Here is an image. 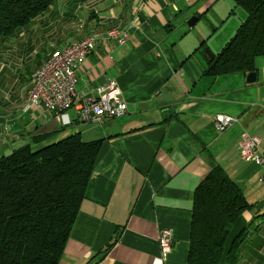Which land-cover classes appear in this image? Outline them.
<instances>
[{"label": "crops", "instance_id": "crops-1", "mask_svg": "<svg viewBox=\"0 0 264 264\" xmlns=\"http://www.w3.org/2000/svg\"><path fill=\"white\" fill-rule=\"evenodd\" d=\"M233 6V0H57L13 37L0 38V160L39 136L58 141L79 133L86 143L102 141L59 264H187L194 193L216 168L260 214L241 215L219 264L252 223L238 264H264L263 169L243 161L239 149L243 134L254 136L264 156V56L255 60L254 83L247 82L250 73L206 74L211 61L204 51L215 58L247 18ZM112 28L133 30L130 41L107 39ZM92 33L100 40L79 71L78 94L114 80L127 114L87 125L76 102L67 113L71 125L61 127L42 108L27 109L34 70L54 50ZM216 115L236 122L220 133ZM161 230L172 231L168 254L159 245Z\"/></svg>", "mask_w": 264, "mask_h": 264}, {"label": "trees", "instance_id": "trees-1", "mask_svg": "<svg viewBox=\"0 0 264 264\" xmlns=\"http://www.w3.org/2000/svg\"><path fill=\"white\" fill-rule=\"evenodd\" d=\"M56 1L0 0V38L10 39ZM233 2L247 18L207 66L212 77L252 73L256 58L264 56V0ZM52 136L33 138L0 160V264H59L64 255L102 141L86 143L79 133L58 141ZM245 212L260 215L223 169L209 173L194 193L187 264H219ZM252 225L235 239L226 264H238Z\"/></svg>", "mask_w": 264, "mask_h": 264}, {"label": "built area", "instance_id": "built-area-1", "mask_svg": "<svg viewBox=\"0 0 264 264\" xmlns=\"http://www.w3.org/2000/svg\"><path fill=\"white\" fill-rule=\"evenodd\" d=\"M131 31L133 30L113 28L107 32V38L124 45L130 41L133 35ZM99 40V34L95 33L63 50L54 51L32 74V89L28 95L26 108H42L57 117L61 127L71 125L67 113L76 102H79L77 115L83 124L90 125L102 120L123 118L128 112V106L120 97L121 92L116 81H108L87 96L78 94L79 71L88 56L96 50ZM235 122L236 119L232 117L216 115L214 125L218 132L223 133ZM239 149L243 161L263 169L259 180L264 184V156L260 152L259 139L243 134ZM158 241L162 252L168 254L174 242L172 231L161 230Z\"/></svg>", "mask_w": 264, "mask_h": 264}, {"label": "water", "instance_id": "water-1", "mask_svg": "<svg viewBox=\"0 0 264 264\" xmlns=\"http://www.w3.org/2000/svg\"><path fill=\"white\" fill-rule=\"evenodd\" d=\"M197 21H198V18L197 17H192L188 22H187V25L189 26V27H194L195 25H196V23H197ZM204 54H205V61L208 63V62H210V61H212L213 59H214V57H213V55L210 53V51H208V50H205L204 51ZM256 73H250V74H248V77H247V82L248 83H254V82H256Z\"/></svg>", "mask_w": 264, "mask_h": 264}, {"label": "rangeland", "instance_id": "rangeland-1", "mask_svg": "<svg viewBox=\"0 0 264 264\" xmlns=\"http://www.w3.org/2000/svg\"><path fill=\"white\" fill-rule=\"evenodd\" d=\"M220 1H224V0H219V2H220ZM234 5H235V4H234ZM234 8L236 9V12L241 11V10L244 11L242 8H236L235 6H233V9H234ZM233 9H232V10H233ZM244 12H245V11H244ZM236 18H237V16H236ZM236 18H235V19H236ZM238 19H239V18H238ZM232 23H233V24H232ZM234 23H236V21H235V20H232V22H228L227 25H229V26H230V25H234ZM229 26H228V27H229ZM112 29H113V28H112ZM110 30H111V29H110Z\"/></svg>", "mask_w": 264, "mask_h": 264}]
</instances>
